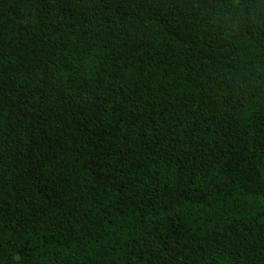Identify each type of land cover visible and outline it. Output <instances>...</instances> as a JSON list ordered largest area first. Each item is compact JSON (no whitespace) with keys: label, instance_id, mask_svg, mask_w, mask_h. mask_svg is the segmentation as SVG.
Masks as SVG:
<instances>
[{"label":"trees","instance_id":"trees-1","mask_svg":"<svg viewBox=\"0 0 264 264\" xmlns=\"http://www.w3.org/2000/svg\"><path fill=\"white\" fill-rule=\"evenodd\" d=\"M0 264H264V0H0Z\"/></svg>","mask_w":264,"mask_h":264}]
</instances>
